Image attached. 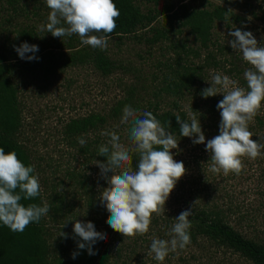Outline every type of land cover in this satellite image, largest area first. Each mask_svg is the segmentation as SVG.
Segmentation results:
<instances>
[{
	"label": "rangeland",
	"instance_id": "obj_1",
	"mask_svg": "<svg viewBox=\"0 0 264 264\" xmlns=\"http://www.w3.org/2000/svg\"><path fill=\"white\" fill-rule=\"evenodd\" d=\"M134 2L145 13L172 4L200 9L222 6L232 9L241 20L238 23L233 20L228 24L216 23L214 45L209 49L202 48L179 21L171 27L168 16L162 15L151 26L134 34L108 37L107 48L101 50L83 45L76 34L58 38L50 32L39 31L38 27L46 24L50 13L46 0H0V53L5 54L8 60L7 77L16 90L20 117V129L14 138L35 168L44 203L49 206L51 202L58 201L55 199L57 195L68 196L69 202H74L73 210L71 206H60L56 211L53 210L56 206H52L44 216V238L48 244L46 264H102V257L109 253L105 251L109 249L114 237L112 232L115 231L107 226L102 212L97 216L87 207L92 190L84 192L78 182L83 178L93 184L102 177L101 170L94 161L90 163L81 156L79 145L72 142L75 138L73 140L67 132L68 124L100 114L106 117V123L97 131L90 130L84 134L83 139L87 142L95 135L115 131L120 142L131 150L134 146L128 139L131 122L122 124L123 110L120 118L112 117L113 110L124 104L123 109L130 106L138 115L153 110L188 113L194 103L203 105L201 92L211 86L206 80L210 81L213 74L219 72L229 76L226 70L230 62L243 70L250 67L242 59V54L231 47L229 41L234 37L229 35L230 31L234 28L251 31L258 44H264V22L242 9L226 5L222 0H161L160 5L144 0ZM251 2L256 9L260 5L264 8V0ZM24 42L37 45L39 50L26 53V58L21 59L15 47ZM97 53L105 55L111 63L107 74L94 62ZM209 53L221 59L223 66H207L205 60ZM28 56L36 58L28 60ZM187 67L197 70L202 67V72L197 71L196 86L200 91L194 94L187 93V90L181 94L163 91L165 84L177 80ZM230 78L244 87L238 79ZM257 117H263V123L258 124ZM249 130L254 140L264 143V102ZM204 134L206 141L215 137L207 132ZM177 141L179 148L172 150L174 158L184 163L187 172L166 202L168 212L176 211L175 202L189 198V189L195 187L193 183L201 186L207 181L210 188L203 197L232 206L231 226L247 239L264 245V155L256 159L244 157L240 174L224 175L223 172L210 171L206 142ZM75 220L91 221L97 231L107 235L106 240L97 241L93 246L96 255H89L86 249L78 248L80 238L73 233ZM62 232L67 234V238L61 235ZM154 232L152 229L148 233L153 235ZM74 252L78 253L75 259L72 258ZM193 254L195 260L189 264H253L233 249L208 239L201 240V244L192 249ZM148 264L160 262L149 257ZM163 264L180 263L177 258L174 263L166 258Z\"/></svg>",
	"mask_w": 264,
	"mask_h": 264
},
{
	"label": "clouds",
	"instance_id": "obj_2",
	"mask_svg": "<svg viewBox=\"0 0 264 264\" xmlns=\"http://www.w3.org/2000/svg\"><path fill=\"white\" fill-rule=\"evenodd\" d=\"M46 5L50 13L46 24L38 27L39 31L50 32L58 38L76 34L83 45L94 49L107 48L108 37L115 31L120 16L114 0H46ZM232 11L228 9L224 13L227 24ZM229 35L234 37L229 41L231 47L242 54V59L250 67L244 71L246 87L219 72L213 74L210 81L206 80L211 86L202 90L204 98L223 94L217 104L221 116L219 135L206 141L200 119L194 112H188V120L179 115L176 119L181 136L194 137V144L206 142L210 171L238 175L244 167V157L256 159L264 155V143L254 140L249 130L264 102V44H258L251 31L240 28H234ZM15 50L21 59H25L26 53H35L39 49L37 45L24 42ZM35 58L27 57L28 60ZM129 122L133 151L139 157L135 169L130 167V150L120 142L115 131L101 133L110 137L108 144L98 149L100 156L107 157V162H95L108 184L99 197L110 213L107 223L125 239L149 232L153 214L160 215L165 211L170 194L187 172L184 163L175 160L172 151L179 148V141L152 112L145 111L141 117L126 105L121 123ZM78 142L82 146L86 143L82 138H78ZM34 172V166H26L15 151L6 152L0 147V222L13 232L22 233L31 223H39L50 211L46 202L43 206L21 203L40 195L39 178ZM193 205L174 218L175 222L167 233L170 240L151 238L147 256L163 264L170 252L184 249L191 243L189 217L193 214ZM73 233L80 238L78 248L86 249L89 255H96L93 246L97 241L107 239V235L97 231L91 221L75 220ZM61 235L67 238L66 233ZM77 255L74 252L72 258Z\"/></svg>",
	"mask_w": 264,
	"mask_h": 264
},
{
	"label": "trees",
	"instance_id": "obj_3",
	"mask_svg": "<svg viewBox=\"0 0 264 264\" xmlns=\"http://www.w3.org/2000/svg\"><path fill=\"white\" fill-rule=\"evenodd\" d=\"M146 2H154L160 5L161 0H144ZM226 5L235 8L242 9L249 15L264 22V8L263 5L259 9H256L251 0H222ZM117 8L120 11V16L117 20V27L109 37L112 36H127L134 34L139 29H145L151 26L160 16L166 15L169 19V25L172 27L175 21H179L180 24L187 27L189 32L195 36L196 40L200 43L204 49H209L213 42V29L218 22H226L224 20V13L228 8L222 6H216L213 9H200L191 7L186 4L176 7L174 4L157 7L150 9L147 13L137 6L134 0H114ZM260 12L262 15H260ZM233 20L238 23L241 17L232 11L229 16V21ZM7 57L5 54L0 53V147H4L5 151H15L18 157L24 162L26 166L32 165L29 156L24 152L17 144L14 138L17 131L20 129V117L17 107V94L14 86L7 77L9 71V65L7 64ZM94 62L99 70L103 73H108L111 63L108 58L102 53L95 55ZM221 59H218L212 53H209L206 57L205 64L210 66L213 64L216 68L222 65ZM202 72V67L192 69L187 67L184 73L178 75L177 80L169 81L163 87V91L173 94H181L187 90V93L199 92L197 78L198 73ZM243 69L238 68L237 64L229 63V67L226 70L227 74L242 82L246 87V80L243 78ZM223 99V96L216 95L214 97L204 98L203 105L194 103L191 108V112H194L196 118L201 122L203 132L211 134V136L219 135V124L221 121L220 112L217 109V104ZM124 104L117 107L112 112L113 118H120ZM161 121L162 125L167 131L172 132L177 140L192 141L194 137H183L180 135V125L177 122L176 115H179L181 119L188 120V113L184 111H150ZM142 117V114L140 115ZM258 124L263 123V117H257ZM106 117L100 114H93L82 119L71 121L67 126V132L70 134L74 144L79 145V153L83 158H87L90 163L93 161L107 162V157L100 156L98 149L101 145L108 144L110 137L107 138L103 135H95L93 139L87 141L83 146L78 142V138H84V134L90 132V130L97 131L102 125L106 123ZM130 127L128 132L130 134ZM78 137V138H76ZM130 139V135H128ZM132 142V141H131ZM111 147L110 145H108ZM134 146L130 150L132 155V162L130 167L135 169L138 164V154L133 151ZM33 166V165H32ZM119 171V170H118ZM35 175V173H33ZM81 189L84 192L92 190L87 202V207L90 210L97 213V216L104 214L105 219L108 221L110 213L100 203V195L102 190L108 187L107 181L100 177L90 185L88 180L83 178L79 181ZM207 181L201 186L193 183L195 187L189 189L188 199L182 202L177 201L175 205L176 211L169 213L167 209L160 215L155 213L152 216L150 230H155L153 235L146 233L145 235H137L134 238H126L114 231L112 232L113 240L110 241L108 252L102 257V264L114 263V264H148L149 256L147 252L150 249L151 238L153 236L161 239L170 240L169 233L172 225L174 224V218L177 217L185 209L192 207L193 214L189 217L191 221V227L189 229L191 236V243L184 249H178L175 252H170L166 257L170 263L175 262V258L178 259L180 264H189L192 260H195L194 254L192 255V249L198 247L201 244V240H209L215 242L218 245L225 246L229 249H233L235 252L240 253L246 259L250 260L253 264H264V245L259 244L253 240L247 239L241 233L237 232L230 224L229 218L231 217L233 210L232 206L227 204L218 203L215 200H208L203 197L204 192L208 191ZM206 184V185H205ZM42 193L32 200H22L21 203L25 205L29 203H36L43 206L44 201ZM58 201L51 202L49 209L52 206H56L53 210L58 209L60 206H71V210L74 209V202H69V197H61L58 195L55 197ZM57 202L59 203L57 205ZM61 209V208H59ZM230 212V213H229ZM44 217L41 218L39 223H31L25 231L13 232L7 226H4L0 222V264H46L48 256V244L44 238ZM107 226L109 225L106 222ZM142 254V257H139ZM141 260V261H138Z\"/></svg>",
	"mask_w": 264,
	"mask_h": 264
}]
</instances>
